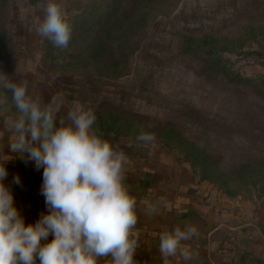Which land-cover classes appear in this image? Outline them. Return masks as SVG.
Listing matches in <instances>:
<instances>
[{
  "label": "rangeland",
  "instance_id": "rangeland-1",
  "mask_svg": "<svg viewBox=\"0 0 264 264\" xmlns=\"http://www.w3.org/2000/svg\"><path fill=\"white\" fill-rule=\"evenodd\" d=\"M109 1L117 3L56 0L72 24L60 49L36 33L48 0L33 8L0 0V74L26 81L44 102L62 94L61 114L84 103L113 144L148 150L136 136L154 133L156 148L187 162L213 195H257L264 91L229 77L264 83V0H119L103 15ZM204 36L214 40L204 46L211 58L182 49L187 38ZM221 42L232 50H218Z\"/></svg>",
  "mask_w": 264,
  "mask_h": 264
},
{
  "label": "clouds",
  "instance_id": "clouds-1",
  "mask_svg": "<svg viewBox=\"0 0 264 264\" xmlns=\"http://www.w3.org/2000/svg\"><path fill=\"white\" fill-rule=\"evenodd\" d=\"M44 13L36 33L57 48H67L72 35L68 13L56 0H48ZM65 104L60 93L44 102L29 92L26 81L0 74V264H139L134 235L138 215L154 217L160 202L138 203L126 183L125 151L94 127L90 107L74 101L61 114ZM136 140L149 156L154 154V133L141 131ZM14 158L43 170L39 194L45 210L31 223L14 202L11 189L13 184L22 187L19 175L5 183V164ZM198 235L192 223L162 231V264L170 259L192 264L197 254L186 244Z\"/></svg>",
  "mask_w": 264,
  "mask_h": 264
},
{
  "label": "crops",
  "instance_id": "crops-1",
  "mask_svg": "<svg viewBox=\"0 0 264 264\" xmlns=\"http://www.w3.org/2000/svg\"><path fill=\"white\" fill-rule=\"evenodd\" d=\"M39 1L25 0V5L33 8ZM7 142L5 134L6 152ZM126 155V183L131 194L140 204L160 202L154 217L138 215L134 235L139 242L135 257L139 264H162L159 234L187 223L195 224L199 232L198 238L186 244L197 254L192 264H264V187L249 197L213 195L189 164L170 152L156 148L149 156L148 150L132 149ZM5 167L6 184L13 174L19 175L22 187L13 184L11 189L14 202L22 209L25 222H34L45 210L39 194L43 170L37 171L32 162L19 158L7 161ZM170 264H177V259H170Z\"/></svg>",
  "mask_w": 264,
  "mask_h": 264
},
{
  "label": "trees",
  "instance_id": "trees-1",
  "mask_svg": "<svg viewBox=\"0 0 264 264\" xmlns=\"http://www.w3.org/2000/svg\"><path fill=\"white\" fill-rule=\"evenodd\" d=\"M134 2L136 0H133ZM119 0H117V3H114V1H109L107 4H105V7H109V9H107V11L103 12V15L108 14L110 11L113 12L114 11V7L118 5ZM75 22V19L73 21V23ZM187 41L182 45V49L186 52H190L192 54H197V55H202L204 57L207 58H211V49H205L204 50V46L206 44L212 43L214 42V40L210 37V36H204L202 37L201 40H192L190 38L186 39ZM5 46L3 41L0 39V54L1 52L4 50ZM218 50L220 51H231V47L228 43L226 42H221L218 44L217 46ZM214 62V59L212 60ZM216 62V59H215ZM214 62V64H215ZM219 68H223L219 66ZM224 70V69H222ZM231 82H235V83H243V84H249V85H253L255 87L261 88L264 91V83H253L251 79H242L238 76V74L236 73H231L230 77H229ZM251 85V86H252ZM11 96V94L9 95V97ZM264 187V184H262L261 189Z\"/></svg>",
  "mask_w": 264,
  "mask_h": 264
},
{
  "label": "water",
  "instance_id": "water-1",
  "mask_svg": "<svg viewBox=\"0 0 264 264\" xmlns=\"http://www.w3.org/2000/svg\"><path fill=\"white\" fill-rule=\"evenodd\" d=\"M119 147L122 148L125 151V153L132 151V149L127 145H119ZM133 150L136 151L135 149H133Z\"/></svg>",
  "mask_w": 264,
  "mask_h": 264
}]
</instances>
